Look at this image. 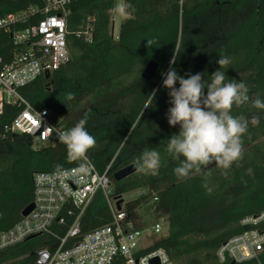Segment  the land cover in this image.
Segmentation results:
<instances>
[{
	"label": "trees",
	"instance_id": "obj_1",
	"mask_svg": "<svg viewBox=\"0 0 264 264\" xmlns=\"http://www.w3.org/2000/svg\"><path fill=\"white\" fill-rule=\"evenodd\" d=\"M45 3L0 0V16L30 6L41 9ZM115 3L69 0L64 15L68 61L22 86L21 94L32 105L51 109L62 119L65 130L88 113L86 128L97 141L87 154L88 161L97 171L109 166L114 196L147 189L124 202L123 207L135 218V208L149 201L153 213L165 216L167 235L153 247L163 248L173 264H264V246L257 258L248 260L219 261L216 256L225 240L243 230V217L264 211V111L253 108L251 100L233 108L234 116L251 120L258 115L260 123L249 124L241 167L233 165L227 176L214 167L210 169L213 191L209 194L202 186V175L193 174L181 181L173 173L178 161L167 153L166 145L179 126L168 124V90L162 86V73L173 57L179 75L202 73L210 80L219 68V56L226 55L231 60L227 69H221L226 81H243L251 99L259 95L264 100V0H123L133 8L121 17L114 36L111 10ZM41 16L37 12L29 20ZM88 17H93L90 40L77 34ZM147 38H157L158 43L148 48ZM12 49L9 33L0 32V56L7 60ZM149 60L156 61L158 68L146 80L141 72ZM155 89L158 91L153 97ZM69 92L75 94L71 101L65 98ZM84 99L88 103L75 122L64 120ZM144 149L160 153L159 175L134 171L114 180L113 172L133 164ZM57 164L76 166L68 163L66 147L56 135L36 148L25 134L0 139V230L19 221L21 211L32 202L33 174L54 171ZM248 168L253 169L254 177L246 174ZM71 208L72 213L64 214L62 223L53 222L49 232L0 248V264H34L36 251L53 248L74 221L78 211ZM111 220L108 203L97 192L78 217L79 233L74 239Z\"/></svg>",
	"mask_w": 264,
	"mask_h": 264
},
{
	"label": "built area",
	"instance_id": "obj_2",
	"mask_svg": "<svg viewBox=\"0 0 264 264\" xmlns=\"http://www.w3.org/2000/svg\"><path fill=\"white\" fill-rule=\"evenodd\" d=\"M68 2L46 0L41 9L30 6L0 16V32L9 33L13 46L7 60L0 56V139L16 133L25 134L30 138L31 146L36 148L47 144L56 135L49 127L65 130L61 118L47 107L32 105L21 94L20 88L68 61L64 19ZM122 3L123 0H116L111 10L113 35L115 22L118 30L122 17L117 11ZM37 12L42 16L30 21ZM92 21L93 17H88L84 28L77 34L90 40ZM88 166L89 175L74 181L58 177L54 171L35 172L32 177L33 208L12 226L0 230V248L49 232L52 223H62L64 214L70 215L73 207L78 214L66 233L53 248L38 249L34 264H173L163 248L153 247L155 242L141 244L151 235L160 233L165 216H159L143 232L135 225V218L124 209L123 201L119 203L120 208H116L121 197L113 194L109 166L102 171H97L89 161ZM97 192L105 197L112 220L74 239L79 233L78 217ZM240 225L243 230L218 247L216 256L219 261L258 257L264 246V211L243 217Z\"/></svg>",
	"mask_w": 264,
	"mask_h": 264
},
{
	"label": "clouds",
	"instance_id": "obj_3",
	"mask_svg": "<svg viewBox=\"0 0 264 264\" xmlns=\"http://www.w3.org/2000/svg\"><path fill=\"white\" fill-rule=\"evenodd\" d=\"M133 6L122 3L117 11L121 16H127ZM147 47L152 48L158 43L157 38H147ZM216 61L219 68L215 70L210 80L204 78L202 73H186L181 76L173 65L175 57L170 61L169 68L162 73V86L168 90V104L166 112L169 126H179L178 133L167 139L166 151L178 165L173 173L178 180L189 179L193 174L203 176V187L211 194L212 176L211 168H216L222 176H227L233 165L242 166L244 159V136L247 134L249 124L258 126L260 117L253 116L251 120L244 115L234 116V107H241L251 100L253 108L264 111V100L259 95L255 99L249 96V88L241 81H226L225 71L231 63L226 55H220ZM177 82L179 87H177ZM205 89L207 90L205 92ZM158 89H155L153 97ZM66 100L75 98L74 93H67ZM149 106H145L147 108ZM88 113L73 127L67 130L55 131L57 140L65 145L67 161L76 164L74 168H64L57 164L55 175L69 180L84 179L89 175L88 152L96 147V139L86 128ZM137 173L158 176L161 169V155L155 149H144L133 161ZM246 174L254 177L251 168Z\"/></svg>",
	"mask_w": 264,
	"mask_h": 264
},
{
	"label": "rangeland",
	"instance_id": "obj_4",
	"mask_svg": "<svg viewBox=\"0 0 264 264\" xmlns=\"http://www.w3.org/2000/svg\"><path fill=\"white\" fill-rule=\"evenodd\" d=\"M244 15V13H242ZM116 19V15H114V20ZM116 22L114 25V35L116 34ZM88 103V99L82 100L77 106H75L65 117L64 120H68L69 122H75L77 115L79 111ZM32 147H35V145H32ZM147 192V189H142V190H131L129 192H126L122 195L121 199L124 202L136 198L140 192ZM149 201L140 204V206L135 208V225L139 226V228L143 231L146 232L145 230L149 228L150 224L157 219L159 216H163L162 213L155 214L153 213L150 208L148 207ZM162 229L160 233H155L151 235L147 240L141 241V244H144V242H156L157 240L165 237L167 235V223L166 221L161 223Z\"/></svg>",
	"mask_w": 264,
	"mask_h": 264
},
{
	"label": "water",
	"instance_id": "obj_5",
	"mask_svg": "<svg viewBox=\"0 0 264 264\" xmlns=\"http://www.w3.org/2000/svg\"><path fill=\"white\" fill-rule=\"evenodd\" d=\"M158 68V63L154 60H149L146 65L144 66V68L142 69L141 72V77L149 80L151 79L157 71ZM135 171L133 164H128L120 169H117L113 172L112 176L114 178V180H119L122 179L128 175H130L131 173H133ZM122 201V199L120 198V200L116 203V208L119 209L120 205L119 203ZM33 208V203H29L26 207H24V209L21 211V215L25 216L27 215ZM232 262H235L232 260Z\"/></svg>",
	"mask_w": 264,
	"mask_h": 264
}]
</instances>
